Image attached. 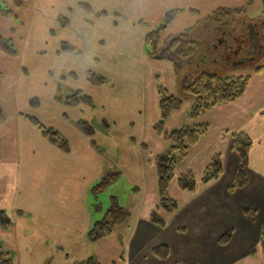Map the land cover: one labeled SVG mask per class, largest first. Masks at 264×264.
<instances>
[{
	"label": "crops",
	"instance_id": "0c3cea01",
	"mask_svg": "<svg viewBox=\"0 0 264 264\" xmlns=\"http://www.w3.org/2000/svg\"><path fill=\"white\" fill-rule=\"evenodd\" d=\"M251 1L256 6L247 7L248 11L261 8L262 0ZM81 4L88 5L90 11L83 10ZM245 4L246 0H25V7L16 12L29 10L31 22L36 11H44L49 19L44 32L53 50L51 62L44 61L46 66L40 69L48 80L41 95L50 108L40 117L42 121L19 112L18 99L20 106H26L24 103L33 96L24 78L29 73L17 52L14 57L0 53V59L14 61L16 78L15 84L7 85L6 92L8 109L13 113L10 121L0 103L4 114L0 123V212L11 221V249L17 251L13 264H77L88 258L99 264H264V71L251 75L241 98L203 113L196 121L188 119L190 99L171 113L165 121L167 131L207 126L206 133L175 170L176 177L192 174L196 189L193 193L182 192L172 182L168 194L177 202V211L162 214L166 219L163 229L149 221L159 206L152 161L168 147L153 131L160 119L157 88L160 85L173 94L174 68L146 56L145 36L172 10L180 13L163 32L162 39L192 25H202L200 21L216 9ZM47 8L57 10L47 16ZM102 12L106 14L100 16ZM17 19L0 17V35L12 42L13 32L18 31L20 39V30L24 29L23 23L16 24ZM62 43L80 54H58ZM83 48L91 50V56L84 55ZM83 56L89 63L79 67ZM89 71L112 80L114 85L89 84L85 75ZM76 72L82 76L79 84ZM52 73L57 77L51 78ZM163 73L166 83L162 81ZM67 75H73V89L89 97L92 109L98 107L100 111L97 122L105 132L93 127L91 140L77 129V123L84 118L79 117L75 126L69 125L65 109H59L61 104L56 102L54 80ZM42 82L37 83L38 88ZM78 107L80 112L90 111ZM24 117L45 122L57 131L68 143L69 151L62 153L49 144ZM84 120L91 122L87 117ZM236 134L248 136L252 146L243 168L247 184L231 191L234 173L240 169L238 155L231 147ZM214 156L221 158L222 172L217 179L204 183V172ZM109 175L116 178L105 189V198L109 196V203L114 198L127 217L109 236L91 244L87 240L89 229L105 218L102 210L93 212L96 205L91 188ZM20 181L24 184L21 190ZM119 186L124 190L126 207L115 195ZM19 191L28 199L19 204L33 212L41 210L40 218H33L38 220L36 226L25 222L21 233L13 225L12 213ZM6 231L0 228L1 238ZM226 234L229 239L221 243ZM158 246L168 247L166 259L153 255L152 250Z\"/></svg>",
	"mask_w": 264,
	"mask_h": 264
},
{
	"label": "trees",
	"instance_id": "16d2710c",
	"mask_svg": "<svg viewBox=\"0 0 264 264\" xmlns=\"http://www.w3.org/2000/svg\"><path fill=\"white\" fill-rule=\"evenodd\" d=\"M11 7L8 6L5 1H0V17L15 20L17 18L15 11L22 7L25 0H7ZM251 3V0H247L245 6L234 9H216L207 15L204 20L206 23L217 25L219 30L223 31L224 37H226L225 29L227 25L232 24L233 21L243 18L247 14V7ZM81 8L85 11H90V7L86 4H81ZM195 13L194 11H190ZM179 10L169 11L164 15L161 22L145 36L144 46L146 56L157 62H165L172 65L175 73L179 69L181 63H191L197 57L199 50L198 43L190 37L191 31L196 27L193 26L183 33L178 35H172L166 39H162L163 32L168 26L173 23L176 17L179 15ZM105 12L99 15H105ZM261 19L264 20V0L261 2ZM139 24H144L139 22ZM260 21L257 25V35H260ZM222 27V28H221ZM262 29V28H261ZM262 33V30H261ZM232 36V35H228ZM258 37V36H257ZM242 37H236L238 43L241 42ZM227 39V38H225ZM254 40V39H253ZM248 43V46L243 47L246 51L247 47H254V41ZM253 42V43H252ZM262 42V41H261ZM223 48H228L229 45L220 42ZM260 44V43H259ZM263 44V43H262ZM228 46V47H227ZM258 48V49H257ZM257 52L253 55L249 61L259 59L261 54V47H257ZM264 48V46H263ZM242 52V54L244 53ZM260 51V52H259ZM0 53L14 57L16 50L11 39L4 38L0 35ZM80 54V52L74 47L62 43L60 45L58 54ZM258 53V55H257ZM242 57V55H241ZM244 56L243 63L248 64V60ZM246 61V62H245ZM242 63V64H243ZM264 71V66L255 68L252 74H259ZM241 77H225L219 78L215 75L202 73L196 77L191 83L182 88V96L176 97L163 87L157 88L158 95V109L160 114L159 121L153 126L155 135L161 137L167 142V149L156 155L153 158L152 164L155 167L157 174V188L159 195V206L157 210L153 211L149 216V221L160 228H165L166 219L162 217L161 212L164 214H172L177 211L178 204L168 194V187L172 182H175L178 189L182 192L193 193L196 189V181L192 174L186 173L178 177L175 176V170L178 162L185 158L190 148L199 141V138L207 131L206 125H191L184 126L177 130L167 131L165 130V121L171 115V113L181 109L185 99H190L191 107L188 111V119L190 121H196L203 113L222 104L232 103L243 95L245 88L247 87L251 75ZM87 81L91 85L105 86L108 84L107 79L101 75L93 72H87ZM57 100V98H56ZM33 102V101H31ZM82 103L87 108L92 109L94 104L92 100L84 96L81 92H75L70 97L64 100L65 105H74ZM33 105H38L35 101ZM28 121L34 126L41 134V136L52 146L56 147L60 152L67 153L69 151L68 143L62 138L55 130L47 128L40 124L36 119L27 118ZM4 121V114L0 108V123ZM105 126V124L103 123ZM77 129L89 140L92 139L94 134V128L85 121H79L77 123ZM252 142L248 136L244 134H236L232 136V150L238 155L240 169L236 170L233 176L232 184L229 190L235 191L242 189L247 184L246 176L243 172V168L247 165L249 151L251 149ZM222 172L221 158L214 156L211 163L207 167L203 175V182L207 183L210 180L217 179ZM116 178V175H109L101 179V181L91 188L92 194H98L104 191ZM110 207L105 215V218L99 222L94 223L87 233V240L89 243H97L101 238L109 236L112 233L113 228L119 223L123 222L127 213L125 210L118 206L116 200L113 198L110 200ZM11 227L10 219L2 212H0V228L8 230ZM229 239V234H226L221 238V243H225ZM153 255L161 260L166 259L169 256V249L166 246H158L152 250ZM0 264H13L12 257L9 252L4 251L0 247ZM77 264H99L94 258H88L87 260Z\"/></svg>",
	"mask_w": 264,
	"mask_h": 264
},
{
	"label": "rangeland",
	"instance_id": "374dc122",
	"mask_svg": "<svg viewBox=\"0 0 264 264\" xmlns=\"http://www.w3.org/2000/svg\"><path fill=\"white\" fill-rule=\"evenodd\" d=\"M0 1H5V3L11 7V4L7 0H0ZM55 1L60 2V0H55ZM249 6L255 7L256 5L254 6L253 4L252 6V1H251L248 7ZM22 7L23 8L25 7V1ZM234 8L235 7L226 8V9H234ZM20 9L21 8H19V10ZM54 9L55 8L48 9V11L46 12V15L48 16L50 14H53L57 10V9L56 10ZM260 11H261V8L258 10H251V11L247 10V14L243 18H239L233 21L232 24L227 25L225 29V32L227 34L226 37H224L223 35L224 32L221 31V29L219 30V28H217L218 27L217 25H214L208 22L205 23L204 20H201L200 24L202 22L203 24L198 27L196 26L193 29V31H191L190 33V37L193 40H195L199 45L197 57L191 63H181L177 72L176 73L175 71L172 72L173 73L172 88H174L172 95L176 97L182 96V88L188 85L189 83H191L196 77H198L202 73L215 75L216 77H219V78H225L229 76H233L235 78L241 77V76L245 77V76L252 74L255 68L264 66V48H263L264 46V20L261 19ZM29 12H30L29 10H25V9L22 12L20 11L18 13L15 11V14L19 15L18 19L16 18L17 22L16 21L15 22L19 26H21V23H23L24 29L20 30V33H21L20 39H18V36H20L19 33L17 34L18 31L13 32V36H12L13 44L17 52V57L20 58V61L23 62L25 69H27L28 71L27 73H29V75H25V76L23 75V76L24 78L27 79L26 82L28 83V86H29L28 91L31 92L33 96L32 97L33 99H31L28 103H24L26 106H20V99H18L19 101L18 109H19V112L22 113L24 116L29 115V116L35 117L36 119L41 120L42 115L44 116L47 113V111L50 110V108L44 104V97L42 98V95H43L42 92L44 90V87L46 88V85L44 86V82L48 84V80L43 78L42 72L40 71V69L42 70L46 66L45 62H51L50 61V50H53V48H51L53 43L51 42V40H48V37H46L45 32H44L45 27L49 23V19L45 18L43 14L44 11L43 10L36 11L35 17L31 22L28 20ZM90 13L92 14V12ZM259 21H260V24H259L260 35L259 34L257 35L258 33L257 25ZM191 27H193V25L188 27L186 30L181 31L180 33L187 31ZM261 30H262V33H261ZM26 31H27L26 33L27 36L23 35V33ZM175 33L176 34L174 35H178L179 32L178 33L175 32ZM228 35H232V36H228ZM57 37L59 36L57 35L56 38ZM236 37L237 38L242 37L240 43H238V41L234 39ZM223 39L225 40V43L229 45V47L228 46L227 47L231 48V50L223 48V46L220 43V42H223ZM250 40L254 41V43L252 42L254 44L253 49L251 47L250 48L247 47V50L244 51L245 49L243 47L248 46V43L250 42ZM257 47H261L263 50H261V54H259L260 55L259 59L257 58L256 60H253L251 62L248 59L252 57L253 53L257 52L255 50ZM81 51L84 55L91 56L90 55L91 50H86L83 48L81 49ZM243 51L244 53L242 54ZM36 56H38L39 58H36ZM244 56H246L245 59L248 60L247 61L248 64L243 63ZM255 57L256 55H253V58ZM80 60H81V63L79 67H81L83 63L88 62L85 56L81 57ZM40 61L43 63L42 65ZM14 70H15V64L13 60L0 59V103L3 105V108L5 109L4 113L6 115L5 118L7 119V121H10V117L13 114L8 109V105L10 102L7 98L6 92H7V85L11 84L12 86L16 82ZM90 72L95 73V71H90ZM52 74L53 76H51V78L57 77L55 73H52ZM85 75L87 78V73ZM72 76L73 75H67V76H64L65 78H61L60 80L52 79L56 81L55 96L57 97L56 102L58 104H61L59 109H65V112L67 113V116H68L67 120H69L68 121L69 125L72 124L75 126V124L77 123V119H79V117L84 118V119H86L87 117V119L89 118V120L91 121L89 124L92 127H94L96 131L104 130L105 132V129L102 127V125L97 122V115H98V112H100L98 107L94 109H89L90 110L89 113H86V111H84L86 109H83V112L79 111L81 107H78V106H82V108L86 107L82 103L74 104V105L64 104V100L66 98L70 97L75 92H78V90L73 89L72 84L75 83V80H73ZM76 77H77L76 83L78 82L77 84H79L82 81L81 73L76 72ZM161 77H162V81L166 83L167 76L163 73ZM41 81H43L41 83L42 89L38 88V84H37ZM107 81H108V84H107L108 86L114 85V82L112 80L107 79ZM70 82L72 84H70ZM33 84H36V85L33 86ZM40 95H41V98H40ZM36 100L38 102L37 106L33 105V103ZM24 118L27 119L26 117ZM84 119L83 121H85ZM42 123L41 124L43 126L47 128L49 127L45 124V122H42ZM21 181L18 186L19 190H21L22 187H24V184H22ZM114 191L116 192L115 195H117L119 199V203H122V204L124 203L123 205L124 207H126V203H125L126 196L124 198V195H123L124 190L122 186L115 188ZM91 195L93 196L92 200L95 201V205H96V207L93 208V212L100 213L101 212L100 210H102L103 213H105L106 215L107 212L105 211H108L111 205V203H109V199H107L109 196L105 198V196H107V192L104 190L98 194H95V195L91 194ZM94 197H97V199H94ZM21 201H24V203H26L28 202V199H26L25 194L22 191L21 192L19 191V195L17 196L16 202L14 203V206H13L14 208L12 210V213L15 216V219L13 220V225H15L18 228L19 232H20V229L25 226L23 224L25 222H28V223L31 222V225L33 227L36 226V223L38 222V220L36 219L33 220V218L34 217L40 218L41 216V210H34L33 212V209H29V207L26 208L24 204H19ZM161 214H163V212H161ZM2 235L3 237L2 238L0 237V246L7 249L10 252L11 257L15 261V257L17 256V251H13L11 249V245L12 243H14V241L11 238L10 230L6 231V233H2Z\"/></svg>",
	"mask_w": 264,
	"mask_h": 264
}]
</instances>
